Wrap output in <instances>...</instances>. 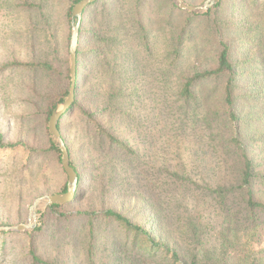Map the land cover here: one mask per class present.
<instances>
[{"label": "trees", "instance_id": "trees-1", "mask_svg": "<svg viewBox=\"0 0 264 264\" xmlns=\"http://www.w3.org/2000/svg\"><path fill=\"white\" fill-rule=\"evenodd\" d=\"M78 1L71 0L68 20ZM143 1L99 0L85 10L89 15L80 27L75 101L67 114L77 112L96 137V149L109 151L121 175L115 181L148 195L156 209L162 200L172 223L144 225L114 208L60 212L79 222L73 232L75 223L68 219L58 253L40 251L46 221L33 233L0 231V250L5 253L15 236L26 264H264V0H240L243 17L236 22L221 17L228 13L224 0L203 15L163 0L162 22L141 11ZM19 5L33 14L45 12L34 0ZM85 26L88 48L81 50ZM70 39L69 34V47ZM237 43L248 44L250 56L243 58ZM214 45L213 66L189 68ZM154 58L160 59L157 65ZM66 63L62 70L48 59L15 60L2 67L43 71L59 79L62 86L44 109L46 134L52 110L71 85ZM65 116L58 128L78 173L71 203L83 197L78 195L82 173L63 133ZM128 131L137 133L142 148ZM26 145L7 140L0 131V150L23 146L30 152ZM46 150L60 162L61 150L51 139ZM67 190L68 181L62 192ZM108 248L98 263L100 251ZM64 251L72 257L61 261Z\"/></svg>", "mask_w": 264, "mask_h": 264}, {"label": "rangeland", "instance_id": "rangeland-1", "mask_svg": "<svg viewBox=\"0 0 264 264\" xmlns=\"http://www.w3.org/2000/svg\"><path fill=\"white\" fill-rule=\"evenodd\" d=\"M131 1L134 2V0ZM162 1H143L141 11L143 13L148 11L146 14L153 17V21L162 22L165 13L159 7ZM171 1L176 5L173 0ZM185 1L192 5H200L205 0ZM224 1L228 10V13L221 16L224 22L239 21L243 17V6L240 0ZM19 2L21 0H0V131L5 133L7 140H19L27 143L26 146L30 152L23 146L8 151L0 150V225H15L25 222L29 208L37 197L62 192L64 183L68 181V175L62 170V153L59 162L55 155L46 150L51 137L49 130L48 134L44 130V109L54 97L57 89L62 86H60L59 79L43 71L27 70L15 66L6 67V69H2V67L5 63H12L15 60L32 61L35 59H48L55 66H61V70L66 66L67 60L69 65L67 37L69 34L71 35L72 30V9L70 20L67 19V12L72 2L71 0H34L36 3L43 4L45 12L39 14H33L29 9L21 7ZM177 8L179 7L177 6ZM89 9L84 17H88ZM45 16L50 17L47 22ZM154 26L155 29H158L160 25L155 24ZM86 37L85 26L81 50L88 48ZM162 46L163 41L160 34L157 50L161 51ZM237 46L240 48L239 51H245L246 55L243 58L250 56L248 44L237 43ZM215 48L214 45L211 52L208 51L201 58L196 59L189 68L213 66L216 59ZM153 60L156 65L160 61L159 58ZM155 76L157 77V75H153V77ZM246 94L244 92L240 96ZM62 120L63 133L72 148L73 160L82 173L78 195L83 197H81L82 199L77 198L71 203L62 204L63 206L56 211H49L48 207L38 218L36 228L44 225L45 221L47 228L46 236H40L38 240L41 252L46 253L44 250H48L51 254L58 253L56 244L66 238L64 230L69 218L72 223H75L72 226L73 232L76 231L78 217L58 215L60 212L71 215L77 210L102 211L114 208L144 225L151 226L157 220L156 224L172 223L166 214L168 212L165 210V203L162 200L156 201L160 204L156 209L153 200L148 195H141L140 192L134 191L132 185H122L115 181L116 177H121L117 173L118 167H115L117 163L110 158L109 151L96 149V137L86 128L77 112L74 115L67 114ZM48 122L46 123L47 128ZM125 134L134 140L133 143L139 149L143 147L144 142L140 137H137V133L128 131ZM143 184L141 183L140 186L144 190ZM144 192L147 193L149 190ZM159 209L163 211H156ZM34 231L17 233H33ZM73 232L71 234L74 237L75 233ZM76 238L80 239V235H77ZM18 239L15 236L11 238L12 243L5 253L0 250V264H11L12 260L16 263L26 264V259L22 255V242L20 243ZM77 239L75 241L78 243ZM180 244L182 247L186 246L183 239L180 240ZM108 251L109 248L100 251L97 258L98 263L101 262L103 253L107 254ZM60 256L63 261L65 258L72 257V253L64 251L60 253Z\"/></svg>", "mask_w": 264, "mask_h": 264}, {"label": "water", "instance_id": "water-1", "mask_svg": "<svg viewBox=\"0 0 264 264\" xmlns=\"http://www.w3.org/2000/svg\"><path fill=\"white\" fill-rule=\"evenodd\" d=\"M96 1L99 0H80L76 2L72 8V30L69 47L71 85L69 92L65 96L64 100L53 109L48 122L50 137L56 144V146L59 147L62 153L61 162L64 170L68 175V190L66 192L44 194L40 197H37L29 208L28 217L25 222L15 225H0V231L31 232L36 229L38 218L48 207L55 204H66L70 202L75 196V191L78 183V173L71 165L69 149L61 134L60 129L58 128V123L63 116L70 112L75 101L80 27L85 10ZM173 1L179 8L183 10L204 14L215 5H217L221 0H205L200 5L189 4L185 0Z\"/></svg>", "mask_w": 264, "mask_h": 264}]
</instances>
